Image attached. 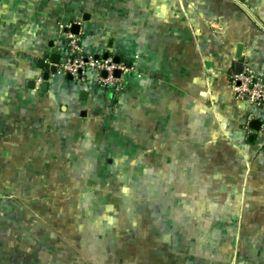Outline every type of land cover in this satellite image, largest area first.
I'll return each instance as SVG.
<instances>
[{
	"label": "crops",
	"instance_id": "obj_1",
	"mask_svg": "<svg viewBox=\"0 0 264 264\" xmlns=\"http://www.w3.org/2000/svg\"><path fill=\"white\" fill-rule=\"evenodd\" d=\"M75 23L131 61L119 92L41 90ZM237 64L264 80V0H0V264H264Z\"/></svg>",
	"mask_w": 264,
	"mask_h": 264
},
{
	"label": "built area",
	"instance_id": "obj_2",
	"mask_svg": "<svg viewBox=\"0 0 264 264\" xmlns=\"http://www.w3.org/2000/svg\"><path fill=\"white\" fill-rule=\"evenodd\" d=\"M68 27H71L68 26ZM67 27V28H68ZM216 30L217 26L212 25ZM60 53L62 60L57 67L55 74L51 73L48 80L68 79L70 76L71 87L78 89L82 86H97L107 92L117 93L122 89L124 75L131 72V61H115L114 56L105 59L98 54V58L83 45L82 35H70L60 30ZM121 73L120 77L115 76V72ZM106 73V76L103 75ZM39 84L44 82L43 76L37 80ZM230 89L237 100H247L252 106L253 113L249 117L263 122L264 128V80L255 75L249 66L245 67L241 74L231 77ZM3 198L0 191V199Z\"/></svg>",
	"mask_w": 264,
	"mask_h": 264
},
{
	"label": "water",
	"instance_id": "obj_3",
	"mask_svg": "<svg viewBox=\"0 0 264 264\" xmlns=\"http://www.w3.org/2000/svg\"><path fill=\"white\" fill-rule=\"evenodd\" d=\"M85 21H88V18L85 19ZM81 28H82V25L79 24V23H75V24H72L71 25V29H70V32L73 34V35H79L80 34V31H81ZM66 32H68V29L65 30ZM242 49H243V46L240 45L238 47V52H237V56H236V59L238 61H240L242 59V56H241V53H242ZM99 56L96 55L95 58L97 59ZM108 57V54L106 53L104 55V58L106 59ZM115 61L118 63L120 61V58L119 57H116L115 58ZM61 62V55L60 54H53L52 56V59H51V63H52V66L50 68V71H47L43 74V78H44V82L42 83L41 85V90L42 91H48V80L50 78V74L53 73L55 74L57 72V67L59 66ZM244 69V65L243 64H237L236 65V74H241L242 71ZM104 76H106V73H103ZM121 73L119 71L115 72V76L116 77H120ZM69 80H71L72 78L69 76L68 77ZM126 79V77L124 78ZM35 87V82H32V85H31V88H34ZM86 95V93H83ZM261 125H262V122L260 120H254L251 122L250 124V127L255 130V131H259L260 128H261ZM254 138V136L252 135L251 136V139Z\"/></svg>",
	"mask_w": 264,
	"mask_h": 264
},
{
	"label": "rangeland",
	"instance_id": "obj_4",
	"mask_svg": "<svg viewBox=\"0 0 264 264\" xmlns=\"http://www.w3.org/2000/svg\"><path fill=\"white\" fill-rule=\"evenodd\" d=\"M83 45L84 46H88V47H92L91 45H92V40L91 39H83ZM94 51L92 50V53H93ZM119 170L120 171H122L121 170V168H119ZM98 202H101V200L99 199V201ZM103 205V204H102ZM104 216V215H103ZM104 218H106V216H104ZM122 221V216H119V222H121ZM117 234L119 233L118 231L116 232ZM116 234V235H117ZM119 236V235H118ZM117 240H119V241H122V238H117ZM117 240H115L116 242H117ZM119 250H121V249H119ZM98 264H104V263H98Z\"/></svg>",
	"mask_w": 264,
	"mask_h": 264
}]
</instances>
